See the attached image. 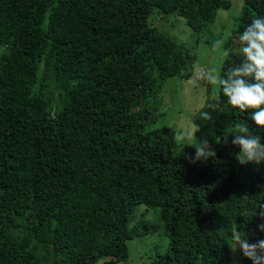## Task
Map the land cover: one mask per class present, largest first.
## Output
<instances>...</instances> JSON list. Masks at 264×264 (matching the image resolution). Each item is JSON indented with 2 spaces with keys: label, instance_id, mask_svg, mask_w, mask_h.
I'll return each mask as SVG.
<instances>
[{
  "label": "trees",
  "instance_id": "16d2710c",
  "mask_svg": "<svg viewBox=\"0 0 264 264\" xmlns=\"http://www.w3.org/2000/svg\"><path fill=\"white\" fill-rule=\"evenodd\" d=\"M229 7L0 0V264L125 262L127 242L149 230L129 226L139 205L159 210L168 238L151 264H230L237 226L264 239V163L239 164L231 136L247 122L264 139L251 111L233 109L217 89L220 143L207 161L193 162L192 145L153 126L156 94L193 69V48L171 39L168 19L183 18L199 36ZM256 17L264 0H243L221 74L242 59L238 38Z\"/></svg>",
  "mask_w": 264,
  "mask_h": 264
},
{
  "label": "rangeland",
  "instance_id": "374dc122",
  "mask_svg": "<svg viewBox=\"0 0 264 264\" xmlns=\"http://www.w3.org/2000/svg\"><path fill=\"white\" fill-rule=\"evenodd\" d=\"M228 1L230 2L229 9L218 10L214 22L208 26L206 33H202L203 35H196L179 16H170L169 23H166V26H170L169 24L172 23L169 28L171 39L193 48V69L188 78L168 80L156 94L159 104L156 103L154 106L157 110H154V113L158 117L155 118L156 122L153 126L173 129L175 140L180 145H195L194 140L181 142L177 139L179 133L191 128L192 121L201 129L196 134L198 140L207 139L212 148L217 144L216 127L220 123V108L215 110L205 108L207 104H216L217 88L199 78L198 73L212 67L218 71L221 70L226 57L223 54L225 50L223 45L237 29L243 7V0ZM169 29L167 28V30ZM217 41H222L223 44L221 48L214 50ZM234 50L236 49L234 48ZM4 52L5 48L0 46V56ZM201 110L210 112L211 121H203L199 118L198 113ZM160 114L162 116L159 117ZM138 223L147 224L149 230L144 233V230L140 228L141 236L127 242L128 259L118 264H151L157 252L164 253L167 249L168 238L164 232V223L160 218L159 210L143 205L137 206L129 218V226L132 228ZM243 259L237 251L233 253L230 264H244ZM96 264H102V262Z\"/></svg>",
  "mask_w": 264,
  "mask_h": 264
},
{
  "label": "clouds",
  "instance_id": "9594fccd",
  "mask_svg": "<svg viewBox=\"0 0 264 264\" xmlns=\"http://www.w3.org/2000/svg\"><path fill=\"white\" fill-rule=\"evenodd\" d=\"M239 53L242 59L238 64L229 67L221 74L215 67L198 73L199 78L206 80L210 85L219 89L227 104L240 112L251 111V122L258 129H264V17H256L244 28L239 35ZM223 42L217 41L214 50L222 47ZM224 56L229 55L225 49ZM216 104L206 105L215 110L219 107V100ZM198 116L203 121H211L209 111L201 110ZM235 131L231 135L232 143L240 148L236 160L241 165L249 163L260 165L264 163V139L254 134L247 122L234 125ZM200 127L193 121L191 128L179 133L177 139L181 142L195 141L192 147L195 149V161H207L215 158L216 152L207 139L198 140L196 134ZM216 143L220 140L217 138ZM260 217L264 219V205L260 206ZM222 230V229H221ZM257 231L264 233V223L257 226ZM250 233L242 231L237 226L229 235V245L233 253L239 251L240 255L251 262V264H264V239L255 237L249 238Z\"/></svg>",
  "mask_w": 264,
  "mask_h": 264
}]
</instances>
